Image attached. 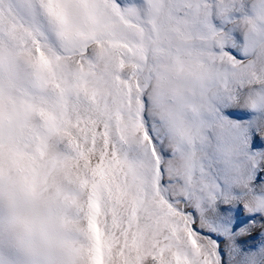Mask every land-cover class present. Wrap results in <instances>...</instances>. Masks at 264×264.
Wrapping results in <instances>:
<instances>
[{
	"label": "snow or ice",
	"instance_id": "6c2138e0",
	"mask_svg": "<svg viewBox=\"0 0 264 264\" xmlns=\"http://www.w3.org/2000/svg\"><path fill=\"white\" fill-rule=\"evenodd\" d=\"M0 264H264V0H0Z\"/></svg>",
	"mask_w": 264,
	"mask_h": 264
},
{
	"label": "bare ground",
	"instance_id": "6f19581e",
	"mask_svg": "<svg viewBox=\"0 0 264 264\" xmlns=\"http://www.w3.org/2000/svg\"><path fill=\"white\" fill-rule=\"evenodd\" d=\"M255 235V234H254Z\"/></svg>",
	"mask_w": 264,
	"mask_h": 264
}]
</instances>
